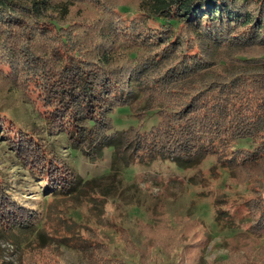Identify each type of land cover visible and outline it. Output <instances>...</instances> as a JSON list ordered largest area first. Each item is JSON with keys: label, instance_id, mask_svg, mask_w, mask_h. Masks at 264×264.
<instances>
[{"label": "trees", "instance_id": "1", "mask_svg": "<svg viewBox=\"0 0 264 264\" xmlns=\"http://www.w3.org/2000/svg\"><path fill=\"white\" fill-rule=\"evenodd\" d=\"M85 1L101 15L62 22L42 20L36 5L0 0V79L23 92L46 131L63 132L72 149L99 160L110 148L112 176L155 162L184 169L212 159V168L253 181L251 195L216 202L213 216L246 236L264 237V65L251 64L264 54L245 55L264 47V0H144L149 20L124 17L116 0ZM127 47L141 50L117 54ZM120 106L134 110L137 125L115 128L112 114ZM147 111L158 120L143 127ZM42 124L29 127L0 111L10 161L47 195L36 206L24 203L0 171V264H41L36 253L49 245L76 249L90 264H128L91 225L106 196L96 178L63 158L42 136H48ZM158 215L138 225L155 228ZM122 231L124 248L136 252ZM187 236L180 229L155 248L169 257ZM2 241L16 250L15 259H6ZM177 264H186L184 257Z\"/></svg>", "mask_w": 264, "mask_h": 264}, {"label": "rangeland", "instance_id": "2", "mask_svg": "<svg viewBox=\"0 0 264 264\" xmlns=\"http://www.w3.org/2000/svg\"><path fill=\"white\" fill-rule=\"evenodd\" d=\"M29 5H36L37 13L44 21H79L91 20L99 17L101 12L95 5L85 0H15ZM124 17L138 15L141 20L150 19V9L144 0H116ZM67 10V12H64ZM140 47L118 48L121 56H135ZM264 47H250L247 56H261ZM255 66L264 65V59L255 58L251 63ZM231 66V63L229 64ZM14 86H9L0 79V111L8 113L19 123L33 127L40 125L41 119L26 98ZM140 108H143L141 104ZM137 108L136 112H142ZM146 123L143 127H150L158 120L157 114L147 111ZM115 128L137 125L138 118L129 106H120L112 114ZM45 131L48 125L43 123ZM38 127V126H37ZM42 129V128H41ZM47 132V131H46ZM42 136L56 145L61 156L74 165L86 178L95 177L98 190L104 193L102 210L95 208L90 218L92 224L101 235L115 247L128 264H177L184 257L186 264H213L214 259L224 264H264V237L246 236L239 228L225 227L224 223H217L214 219V205L224 202L226 205L236 201H244L253 192V181L243 177H235L228 170L216 166L212 168L213 160L208 159L197 167L180 168L167 162H155L150 166H143L136 170H125L117 176H112L110 168V148L103 159H89L81 150H74L68 146L63 132ZM8 146L4 137L0 135V171L15 196L24 203L36 206L47 195L42 193L41 187H36L37 180L17 163L11 162L8 156ZM239 175L241 173L239 172ZM247 175V174H245ZM261 179H264L261 178ZM263 185V182L260 181ZM218 199H221L218 201ZM39 200V201H38ZM214 207V208H213ZM64 209L68 208L63 206ZM82 212L88 211L89 205L80 206ZM147 209L153 211H147ZM156 217L159 225L150 228L138 225L139 218H148L150 214ZM78 216L79 211L75 212ZM87 212H84L86 214ZM80 221V220H79ZM51 232H55L50 223L47 224ZM170 226V228H169ZM127 230L135 242L136 252L125 249L122 236ZM187 233L182 248L174 250L171 256L161 252L155 246L162 244L161 239L179 230ZM197 231V233H195ZM62 231L58 230L60 234ZM195 233V234H194ZM195 238V239H194ZM194 239V240H193ZM170 240L163 244L166 249ZM178 242H176L177 245ZM6 259H15L17 252L11 244L1 242ZM119 247V248H117ZM36 259L41 264H90L76 249L62 245L60 248L49 245L37 251ZM39 254V255H38ZM220 259V260H219ZM182 260V259H181ZM180 260V261H181Z\"/></svg>", "mask_w": 264, "mask_h": 264}]
</instances>
